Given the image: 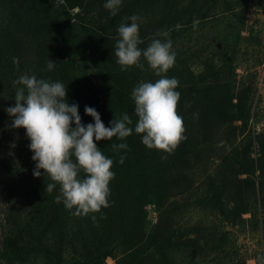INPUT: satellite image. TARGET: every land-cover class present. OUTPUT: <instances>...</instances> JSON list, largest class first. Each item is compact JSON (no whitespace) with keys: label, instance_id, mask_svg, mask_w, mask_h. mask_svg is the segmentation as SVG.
<instances>
[{"label":"trees","instance_id":"obj_1","mask_svg":"<svg viewBox=\"0 0 264 264\" xmlns=\"http://www.w3.org/2000/svg\"><path fill=\"white\" fill-rule=\"evenodd\" d=\"M250 2L261 7V0H122L113 16L105 0H0V84L7 107L15 103L19 87L13 81L35 75L67 85V98L78 104L83 123L92 122L86 105L100 110L113 105V119L127 113L134 127L133 88L160 78L146 61L143 70H121L116 62L117 28L136 15L140 48L162 39L157 33L165 31L173 42L175 63L162 75L179 81L176 111L186 137L171 153L147 148L135 132L124 141L96 142L102 152L105 143H127L120 151L135 185L130 192L112 179L110 206L100 212L73 215L55 199L59 185L48 192L46 184L53 181L47 175L36 180L41 189H31L24 216L13 218L0 239L2 259L105 264L118 253L116 264H200L196 259L203 256L224 264L230 232L218 221L264 234V128H256L255 73H237L238 61L252 45L253 29L246 24ZM49 59L56 65L51 71ZM21 132L25 136V129ZM115 163L114 179L120 175ZM190 165L210 169L198 204L218 221L193 226L177 221L180 206L173 198ZM148 204L156 210L149 234ZM246 213L249 217H242Z\"/></svg>","mask_w":264,"mask_h":264},{"label":"clouds","instance_id":"obj_2","mask_svg":"<svg viewBox=\"0 0 264 264\" xmlns=\"http://www.w3.org/2000/svg\"><path fill=\"white\" fill-rule=\"evenodd\" d=\"M121 4L122 0H105L103 6L115 16ZM138 19L136 15L129 16L126 20L130 23H121L117 28L116 62L121 70L132 66L143 70L142 60L146 61L160 78L133 88L131 97L138 118L134 127H130L133 121L127 113L114 116L106 127L98 111L87 105L84 113L92 118V122L83 123L78 104L69 102L67 85L62 82H50L27 74L13 81L19 87L15 89V103L4 109L10 117L7 127L25 129L29 140L27 147L35 162L33 175L39 177L40 170H44V176L53 181L46 184L45 190L51 192L59 185L55 199L58 203L63 202L73 215H88L110 206L109 184L115 177L111 170L113 161L103 154L96 142L110 141L113 137L124 141L135 132L140 134L141 142L147 148L171 153L186 139L183 117L176 111L180 99L179 81L162 75L174 66L173 42L165 31L157 33L162 39H153L146 48H140L143 40L139 35ZM49 61L47 69L51 71L56 65ZM112 148L114 151L126 150L128 145L121 142L113 144ZM125 158L126 154L121 155L119 163L122 164ZM91 219L95 220V216ZM260 261L264 264V258Z\"/></svg>","mask_w":264,"mask_h":264},{"label":"rangeland","instance_id":"obj_3","mask_svg":"<svg viewBox=\"0 0 264 264\" xmlns=\"http://www.w3.org/2000/svg\"><path fill=\"white\" fill-rule=\"evenodd\" d=\"M246 24L247 27L251 26L253 29L252 45H248L245 58L242 57L238 61L237 73L241 77H245V75L249 77L250 73H255L256 128L261 129L264 128V0H261L259 8L253 2L249 3ZM242 33L246 35L248 32ZM196 34L194 32V35ZM195 37L197 36H193V38ZM258 59L261 60L260 64H257ZM3 91L0 84V239L8 231L13 218L24 216L30 202L31 189L34 191L41 189L36 180L44 181L45 178L42 169L40 170L41 176L33 175L35 168V162L32 160L33 153L27 147L29 140L22 134L21 128L7 127L10 124V117L4 111L7 107V98ZM95 109L101 114L102 121L108 127L109 122L113 120L112 115L115 107L112 105L103 110ZM13 143L15 144L14 148L11 147ZM104 145L107 147L103 154L109 157L112 152L115 153L116 157L112 160L114 163L116 161L115 164H119L120 175L113 180L115 183L124 184L128 191L133 192L135 185L128 173V165L124 162L119 163L120 156L124 155L123 152L114 151L111 144L105 143ZM209 170L196 165H190L188 169L184 170V173H187V181L183 183L173 198L175 203L180 206L177 221L182 225L193 226L199 223H213V220H217L210 211L198 204L199 197L205 195L204 182ZM152 207L151 204L146 205L145 227L147 234H149L156 216V210ZM242 217H249V213L243 214ZM218 222L225 231L230 232L226 235L229 241V255L225 257L226 263L224 264H261L260 258H264V234L248 232L247 228H244L245 226H231L226 220ZM118 255L116 253L114 256L106 257L105 264H116ZM196 260L200 264H213L210 256H203ZM0 264H42V262L35 256H30L28 261L24 262H7L0 257Z\"/></svg>","mask_w":264,"mask_h":264}]
</instances>
